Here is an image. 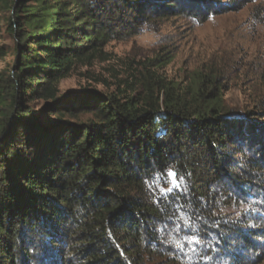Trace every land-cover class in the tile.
I'll use <instances>...</instances> for the list:
<instances>
[{"label": "trees", "instance_id": "trees-1", "mask_svg": "<svg viewBox=\"0 0 264 264\" xmlns=\"http://www.w3.org/2000/svg\"><path fill=\"white\" fill-rule=\"evenodd\" d=\"M239 2L0 0L16 41L0 75V264H190L174 232L161 236L184 224L214 239L206 262L240 261L237 244L260 253L261 232L221 205L264 197V110L229 111L211 72L180 88L147 64L116 92L58 89L147 24L204 23Z\"/></svg>", "mask_w": 264, "mask_h": 264}, {"label": "rangeland", "instance_id": "rangeland-1", "mask_svg": "<svg viewBox=\"0 0 264 264\" xmlns=\"http://www.w3.org/2000/svg\"><path fill=\"white\" fill-rule=\"evenodd\" d=\"M228 2L229 0H219ZM240 9L211 16L198 23L188 16L156 20L133 36L114 41L104 48V56L84 65H76L71 74L60 81L59 96L96 90L104 93L125 89L144 64L149 72L174 86L185 88L197 74L210 72L219 78L223 101L229 111L238 115L264 110V0H241ZM9 12L0 10V75L14 72L15 37L9 30ZM151 61V62H150ZM39 116L46 104L36 100L29 104ZM173 182V181H172ZM216 193L220 186H213ZM246 206L221 205L222 212H232L246 227L261 232L255 247L260 253L237 244L240 261L218 263L204 253L213 249L211 235L201 236L200 226L184 224L178 229L161 226V236L174 234L181 241L179 251L188 255L190 264H264V197L249 200ZM223 203L227 204L223 199ZM243 210L244 220L239 211ZM248 221H247V220ZM195 226V227H194ZM174 232V233H173ZM262 253V254H261ZM212 254V253H211ZM214 255V254H213Z\"/></svg>", "mask_w": 264, "mask_h": 264}, {"label": "snow or ice", "instance_id": "snow-or-ice-1", "mask_svg": "<svg viewBox=\"0 0 264 264\" xmlns=\"http://www.w3.org/2000/svg\"><path fill=\"white\" fill-rule=\"evenodd\" d=\"M168 175H169V177H171L173 180H175V176H176V174H175L174 172L169 171ZM176 186L178 187L179 185L177 184ZM168 191H171V189H168Z\"/></svg>", "mask_w": 264, "mask_h": 264}]
</instances>
